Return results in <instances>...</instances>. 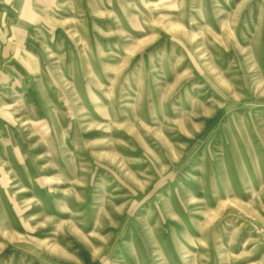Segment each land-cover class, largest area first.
I'll return each mask as SVG.
<instances>
[{
    "label": "rangeland",
    "instance_id": "1",
    "mask_svg": "<svg viewBox=\"0 0 264 264\" xmlns=\"http://www.w3.org/2000/svg\"><path fill=\"white\" fill-rule=\"evenodd\" d=\"M0 264H264V0H0Z\"/></svg>",
    "mask_w": 264,
    "mask_h": 264
}]
</instances>
